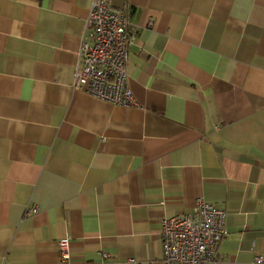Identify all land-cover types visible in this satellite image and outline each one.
<instances>
[{"label":"crops","instance_id":"1","mask_svg":"<svg viewBox=\"0 0 264 264\" xmlns=\"http://www.w3.org/2000/svg\"><path fill=\"white\" fill-rule=\"evenodd\" d=\"M92 1L0 0V264H160L199 198L211 264H264V0H110L129 106L73 86Z\"/></svg>","mask_w":264,"mask_h":264},{"label":"built area","instance_id":"2","mask_svg":"<svg viewBox=\"0 0 264 264\" xmlns=\"http://www.w3.org/2000/svg\"><path fill=\"white\" fill-rule=\"evenodd\" d=\"M85 28L87 34L78 51L73 86L114 104H136L125 69L128 46L133 40L125 11L114 7L110 0H93ZM35 210L33 207L26 213ZM160 223L163 233L160 264H211L218 243L228 234L225 211L201 198L195 200L192 213L164 217ZM57 244L61 259H69V239H59ZM100 256L101 262L96 264H104L110 257L104 251ZM263 260L260 255L254 257L257 263ZM121 264L152 263L127 257Z\"/></svg>","mask_w":264,"mask_h":264}]
</instances>
